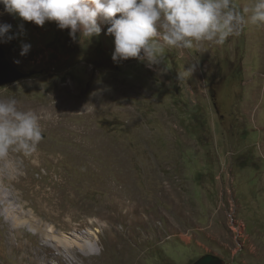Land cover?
Masks as SVG:
<instances>
[{
    "label": "rangeland",
    "instance_id": "rangeland-1",
    "mask_svg": "<svg viewBox=\"0 0 264 264\" xmlns=\"http://www.w3.org/2000/svg\"><path fill=\"white\" fill-rule=\"evenodd\" d=\"M7 17L24 33L0 47L33 74L0 99L37 113L43 138L10 154L22 175L0 174V264H264V26L148 67L112 60L108 25L74 40Z\"/></svg>",
    "mask_w": 264,
    "mask_h": 264
},
{
    "label": "clouds",
    "instance_id": "clouds-1",
    "mask_svg": "<svg viewBox=\"0 0 264 264\" xmlns=\"http://www.w3.org/2000/svg\"><path fill=\"white\" fill-rule=\"evenodd\" d=\"M0 5L13 18L37 26L55 22L59 29H69L74 40L79 33L80 39L90 41L108 25L106 34L114 37L112 60L135 58L148 67L161 64L168 49H192L201 42L223 45L248 23L264 26V0L246 7L236 0H0ZM18 28L9 34L12 25H0V42L23 35V24ZM30 49L22 43L20 55ZM17 104L15 97L0 99V174L9 180L23 174V160L10 154L30 157L43 138L37 113L20 110Z\"/></svg>",
    "mask_w": 264,
    "mask_h": 264
},
{
    "label": "water",
    "instance_id": "water-1",
    "mask_svg": "<svg viewBox=\"0 0 264 264\" xmlns=\"http://www.w3.org/2000/svg\"><path fill=\"white\" fill-rule=\"evenodd\" d=\"M33 73H23L17 70L5 57L4 50L0 47V86L28 78ZM192 264H224L223 261L212 255H205Z\"/></svg>",
    "mask_w": 264,
    "mask_h": 264
},
{
    "label": "bare ground",
    "instance_id": "bare-ground-1",
    "mask_svg": "<svg viewBox=\"0 0 264 264\" xmlns=\"http://www.w3.org/2000/svg\"><path fill=\"white\" fill-rule=\"evenodd\" d=\"M9 18L7 17V13L4 12L3 9V5H0V23L3 22L4 24L9 23ZM74 243V241H72ZM76 246L79 249H84L85 246L89 247V248H93L92 244H89V242H84V243H80V242H75Z\"/></svg>",
    "mask_w": 264,
    "mask_h": 264
}]
</instances>
